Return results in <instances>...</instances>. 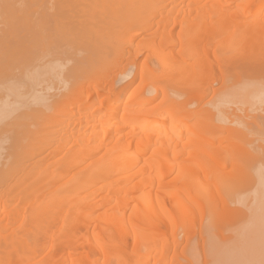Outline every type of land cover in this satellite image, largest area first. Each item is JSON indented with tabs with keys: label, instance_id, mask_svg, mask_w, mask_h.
Listing matches in <instances>:
<instances>
[{
	"label": "bare ground",
	"instance_id": "6f19581e",
	"mask_svg": "<svg viewBox=\"0 0 264 264\" xmlns=\"http://www.w3.org/2000/svg\"><path fill=\"white\" fill-rule=\"evenodd\" d=\"M0 264H264V0H0Z\"/></svg>",
	"mask_w": 264,
	"mask_h": 264
}]
</instances>
